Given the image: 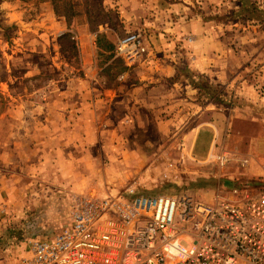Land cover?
<instances>
[{"label": "rangeland", "instance_id": "obj_1", "mask_svg": "<svg viewBox=\"0 0 264 264\" xmlns=\"http://www.w3.org/2000/svg\"><path fill=\"white\" fill-rule=\"evenodd\" d=\"M179 3L191 12L176 25L159 0H67L71 19L0 0V264L66 223L74 196L264 192V0ZM132 33L147 47L135 61L116 53ZM48 106L75 107L93 138L43 157L27 133L44 130L17 123L58 116Z\"/></svg>", "mask_w": 264, "mask_h": 264}, {"label": "built area", "instance_id": "obj_2", "mask_svg": "<svg viewBox=\"0 0 264 264\" xmlns=\"http://www.w3.org/2000/svg\"><path fill=\"white\" fill-rule=\"evenodd\" d=\"M116 53L135 61L147 47L132 33ZM17 264H264V192L74 196L67 222L30 240Z\"/></svg>", "mask_w": 264, "mask_h": 264}, {"label": "crops", "instance_id": "obj_3", "mask_svg": "<svg viewBox=\"0 0 264 264\" xmlns=\"http://www.w3.org/2000/svg\"><path fill=\"white\" fill-rule=\"evenodd\" d=\"M146 1H148V0H146ZM160 1L162 3V4H160L161 7L164 8V6H166V8H165L166 10H169L171 8H172V11L174 9L176 10L175 11L176 14H172V18L173 17L176 18V21H175L176 25H179L181 23L180 21L184 20V18H180V16H185V17L187 16V20H189L188 17L190 15L191 11L187 5H181V3H179V2H181V0L177 1V3L174 2V5H171L170 2H168L167 0H159V2ZM144 7L146 10L147 6L145 5ZM146 11H148V10H146ZM179 12H181V13H179ZM191 22L192 21L187 22V23L185 22V25L188 27L193 26ZM183 24H184V22H183ZM181 30H184V29L181 28ZM92 49L95 50L96 53L99 50L97 48V45H95V44H94V46H92ZM194 55L192 56V58H193L192 65L197 64V65L203 66L205 64L206 57L204 58V55L203 54L201 55L200 52H198V53L196 52V53H194ZM70 108H72V110H73L72 112L67 111V110L60 111L57 108H55V110H53L54 109L53 106H48V108L46 107L47 112H50V113L55 112V114L56 115L58 114V116H56L54 118L52 116L46 117V120L41 121V122L32 123L29 121H27V122L20 121L17 123L19 128H26V129H29V128L35 129L36 128L38 130L43 129L45 131V132L40 131L39 133H34L33 135H32V133H31V135L29 132L27 133V137H29V140H34V139L42 140L41 144L43 145V151H42L43 157H48L49 155H52V156L58 155L61 157L63 155V153H62L63 149H62V151L59 148L57 149V145H67L68 143H73V142H76L79 140L83 141L85 138L84 133H83V129L85 127L88 129L91 128V126L89 127V126L84 125L82 116L78 117V113H80L79 110H77L76 114H75V111H74L75 107L70 106ZM72 115H73V117H72ZM19 136H20V134H19ZM15 138H16V136H15ZM89 138H93L91 133L85 138L86 142ZM19 145H20V143H19ZM46 145H50L51 146L50 149H48ZM242 193L243 192H238L236 194H242ZM254 194H256V193H254ZM215 195H213V197H211L210 200H208V202L212 201V199L215 197ZM225 196L227 198L233 197V195H231V196L225 195Z\"/></svg>", "mask_w": 264, "mask_h": 264}, {"label": "trees", "instance_id": "obj_4", "mask_svg": "<svg viewBox=\"0 0 264 264\" xmlns=\"http://www.w3.org/2000/svg\"><path fill=\"white\" fill-rule=\"evenodd\" d=\"M54 6L55 13L58 16H63L66 17L67 19L74 18V14H68L65 10V12L61 11V8L66 4L67 0H49ZM68 11H72L73 7H70V9L67 8ZM97 48L100 49L101 51L105 52H111L112 51V46L109 44L107 46H104L102 41L100 39L97 40ZM110 59H113V56L111 55L109 57Z\"/></svg>", "mask_w": 264, "mask_h": 264}]
</instances>
